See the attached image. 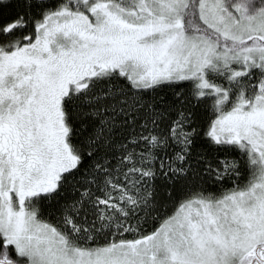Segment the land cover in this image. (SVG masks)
I'll return each mask as SVG.
<instances>
[{
    "label": "snow or ice",
    "instance_id": "snow-or-ice-1",
    "mask_svg": "<svg viewBox=\"0 0 264 264\" xmlns=\"http://www.w3.org/2000/svg\"><path fill=\"white\" fill-rule=\"evenodd\" d=\"M0 264H264V0H0Z\"/></svg>",
    "mask_w": 264,
    "mask_h": 264
}]
</instances>
